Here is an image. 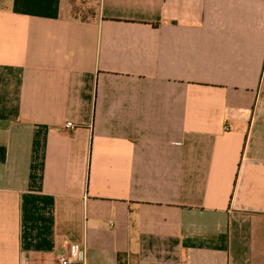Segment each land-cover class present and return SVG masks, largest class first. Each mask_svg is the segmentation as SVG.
<instances>
[{"label": "crops", "instance_id": "1", "mask_svg": "<svg viewBox=\"0 0 264 264\" xmlns=\"http://www.w3.org/2000/svg\"><path fill=\"white\" fill-rule=\"evenodd\" d=\"M74 244L264 264V0H0V264Z\"/></svg>", "mask_w": 264, "mask_h": 264}, {"label": "built area", "instance_id": "2", "mask_svg": "<svg viewBox=\"0 0 264 264\" xmlns=\"http://www.w3.org/2000/svg\"><path fill=\"white\" fill-rule=\"evenodd\" d=\"M68 129H74V125L72 123H68L66 125ZM86 258L85 248L82 245H72L70 246L68 252L66 254H62L58 256L59 264H83Z\"/></svg>", "mask_w": 264, "mask_h": 264}, {"label": "rangeland", "instance_id": "3", "mask_svg": "<svg viewBox=\"0 0 264 264\" xmlns=\"http://www.w3.org/2000/svg\"><path fill=\"white\" fill-rule=\"evenodd\" d=\"M87 11L91 12V10H90V9H85V12H87Z\"/></svg>", "mask_w": 264, "mask_h": 264}]
</instances>
